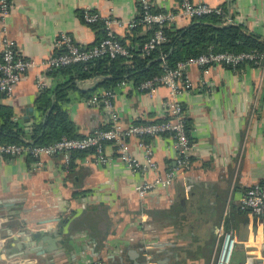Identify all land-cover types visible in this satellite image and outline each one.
I'll list each match as a JSON object with an SVG mask.
<instances>
[{
	"label": "crops",
	"instance_id": "0c3cea01",
	"mask_svg": "<svg viewBox=\"0 0 264 264\" xmlns=\"http://www.w3.org/2000/svg\"><path fill=\"white\" fill-rule=\"evenodd\" d=\"M205 1L225 8L231 20L224 24H242L264 39V0ZM11 3L8 34L19 54L37 62L63 50L57 42L63 31L82 46L101 39V26L85 21V8L122 19L124 25L115 24V32L133 51L141 52L152 33L150 26L129 23L140 17L139 0ZM179 5L180 0H154L157 10H175ZM190 22L191 18L178 16L171 26ZM2 25L0 18V30ZM262 61L238 67L218 63L207 72L197 64L188 66L186 76L192 86L182 87L176 98L186 114L191 165L178 168L169 186H158L145 197L135 186L156 171L134 172L114 142L106 143L107 163L97 162L92 152L74 151L69 168L61 153L43 155L41 163L31 155H0V214L9 217L0 227V247L6 248V258L12 264H213L223 229L233 230L238 240L233 264H244L249 251L264 256V216L240 207L244 192L264 182ZM38 72L51 98L59 84L74 82L62 105L80 133L111 126L102 104H88L92 94L104 89L95 88L94 77L80 78L75 69L50 72L39 66L24 73L11 95L0 97L21 125L44 117ZM122 81L115 97L122 125L169 118L165 101L172 94L167 85H158L150 94L138 89L132 79ZM140 139L130 136L127 141L130 152L144 160ZM146 140L153 146L159 173L176 165L172 134ZM21 230L53 235L58 246L42 254L25 249L14 255L18 251L14 235ZM144 251L152 254L151 263ZM6 258L0 249V264H7Z\"/></svg>",
	"mask_w": 264,
	"mask_h": 264
},
{
	"label": "built area",
	"instance_id": "2783aa9c",
	"mask_svg": "<svg viewBox=\"0 0 264 264\" xmlns=\"http://www.w3.org/2000/svg\"><path fill=\"white\" fill-rule=\"evenodd\" d=\"M139 3L141 8L140 17L138 21L133 20L129 23L134 26L140 22L152 27V33L142 45V50L146 54H150L168 40L165 25L172 24L178 16H186L192 19L206 14H220L224 16L225 22L231 20L223 6L212 5L205 0H180L179 8L175 10H157L154 8V0H139ZM11 11V0H0V18L3 24L0 30V93L5 95H11L24 73L36 66L42 67L45 71H52L97 57L131 55V48L117 36L114 28L115 24L124 25L125 22L122 19L103 15L98 11L85 8L83 11L85 21L87 23H102L105 36L91 45L82 46L76 42L70 33L63 31L57 39L63 50L37 62L17 52L16 42L8 34L7 17L11 14ZM263 59L264 51L258 48L240 51H216L210 45L206 52L182 59L174 67L164 64L163 72L138 83V89L147 91L150 94H153L156 87L160 84L167 85L170 88L172 96L165 101V106L170 113L169 118L133 122L124 126L120 122L119 113L116 109V88H104L102 91L92 94L88 99V104H102L108 110L112 121L110 127L101 128L83 136L63 135L50 143L30 144L0 141V155H31L41 163L40 158L43 155L61 153L65 155V164L69 168L71 166L70 152L76 149H92V154L97 162L107 163L110 157L106 152V143L114 142L121 158L134 172L145 174L149 170L156 171L155 175L144 177L135 186L140 196L145 197L158 186H169L178 168L187 169L191 165L192 143L188 133L186 114L182 102L176 98L182 87L192 86V81L186 76L188 66L197 64L202 66L207 72L211 65L218 63L238 67L245 62L259 64ZM37 78L39 87L41 89L45 88L46 83L42 79L41 72L37 73ZM122 83H125V81H122ZM164 133H170L174 138L177 162L174 167L162 174L159 173V164L155 159L153 146L146 140V137ZM130 136L141 138L139 143L144 149V160H140L130 152L127 141ZM240 207L251 213L264 216V182L256 183L244 192L240 198ZM8 219V215L1 213L0 227ZM237 242L238 240L233 230L223 229L220 232L219 244L213 264H233L232 260ZM0 249H2V254L6 258V248L3 244ZM143 255L147 257L148 263L152 262V254L149 251H144ZM6 259L7 264H12L9 258ZM244 264H264V256L249 251Z\"/></svg>",
	"mask_w": 264,
	"mask_h": 264
},
{
	"label": "trees",
	"instance_id": "16d2710c",
	"mask_svg": "<svg viewBox=\"0 0 264 264\" xmlns=\"http://www.w3.org/2000/svg\"><path fill=\"white\" fill-rule=\"evenodd\" d=\"M92 24L101 26L104 37L102 23ZM165 30L168 40L150 54L144 53L143 50L139 52L131 49L130 56H102L57 69H75L80 78L94 77L95 88H116L124 79H132L138 85L142 80L163 72L164 64L174 67L182 59L206 52L210 45L216 51L252 48L264 51V39L260 35L246 31L242 24H224V16L220 14L194 17L183 27L168 24L165 25ZM70 82L59 84L53 91V98L49 95L48 88L42 89L44 117L35 118L29 125H21L18 119L13 118L12 108L0 102V141L42 144L55 141L63 135H85L79 132L78 126L62 105V102L67 100L69 87L74 86V82ZM2 95L5 94L0 93V97ZM74 151L92 152V149H76L71 152Z\"/></svg>",
	"mask_w": 264,
	"mask_h": 264
},
{
	"label": "water",
	"instance_id": "95a60500",
	"mask_svg": "<svg viewBox=\"0 0 264 264\" xmlns=\"http://www.w3.org/2000/svg\"><path fill=\"white\" fill-rule=\"evenodd\" d=\"M228 24V23H225ZM264 62V59L263 61ZM2 200H0V203ZM60 236H58L59 238ZM15 238V245L18 249L16 254H23L25 249H32L38 251L39 254L45 253L46 251H51L57 248V239L53 235H50L48 233L41 234V232L36 231H25L21 230L18 234L14 235ZM43 241L48 243L49 245L46 247H43V245H40L38 242ZM13 255V256H14Z\"/></svg>",
	"mask_w": 264,
	"mask_h": 264
}]
</instances>
